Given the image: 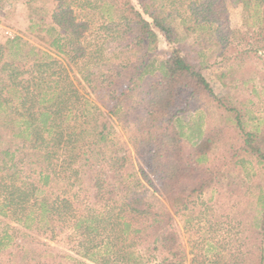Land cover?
Here are the masks:
<instances>
[{
	"label": "trees",
	"instance_id": "16d2710c",
	"mask_svg": "<svg viewBox=\"0 0 264 264\" xmlns=\"http://www.w3.org/2000/svg\"><path fill=\"white\" fill-rule=\"evenodd\" d=\"M24 1L32 11L28 28L48 34L53 52L17 36L0 42V216L34 245L29 257L21 247L16 252L40 259L37 264H186L175 219L188 230L219 186L230 184L247 200L264 186V119L244 102L217 96L201 65L181 55V45L160 60L152 50L158 34L177 42L174 11L184 25L202 29L209 46H229L230 32L206 3L194 7L199 0ZM47 1L55 2L52 9ZM235 1L249 30L235 37H244V50L260 57L264 0ZM11 49L23 58L6 60ZM110 64L120 75L115 81L107 78ZM77 73L98 105L80 92ZM203 98L220 118L207 128L191 124L184 136L180 116L199 111ZM114 117L145 160L144 182L129 148L112 137ZM260 215L253 237H244L251 249L223 247L206 255L200 248L190 263L264 264V195ZM55 227L69 230L74 253L51 246L54 252L43 257L47 245L26 231ZM9 238L3 233L0 255Z\"/></svg>",
	"mask_w": 264,
	"mask_h": 264
},
{
	"label": "rangeland",
	"instance_id": "374dc122",
	"mask_svg": "<svg viewBox=\"0 0 264 264\" xmlns=\"http://www.w3.org/2000/svg\"><path fill=\"white\" fill-rule=\"evenodd\" d=\"M186 2L188 3V0ZM200 2L206 3L216 13V17L220 18L225 31L227 29V32H230L227 34L230 45L224 48L220 44L209 46L210 43L203 37V30L196 28L192 22H186L184 25L181 23V17L174 11L170 17L177 33V42L168 44L164 37L158 34L157 47L155 50H152V54L156 57L155 59L160 60L161 57L167 55L171 48L178 47V44L181 45V55L187 54L192 62L201 65L204 77L209 81L213 92L217 96L224 97L235 104L244 102L247 108L251 109L254 117L264 119V89L260 93L262 87H264V50L260 51V53H263L260 54V57L248 53L244 50L249 47L244 37L240 39L235 37V35L239 37L245 36L249 32L243 21L242 5L235 0H213V2L199 0L194 4V7L196 8ZM54 5V1H47L45 7L49 10ZM178 9L180 13L183 12L185 5L178 7ZM186 9L189 11L188 7ZM31 13L32 11L28 9L24 0H2L0 3V42H5L17 36L42 50L53 52L52 48L49 47L50 37L48 34L44 31H35L28 28L29 15ZM33 14L35 15L34 17L38 15L36 12ZM46 22H51L49 13L46 14ZM14 51V49L8 51L5 59L20 60L23 58L20 49L16 53ZM107 73V78L111 81H115L120 77L117 69L115 70L112 64H110ZM77 77L80 78V74L77 73ZM80 80L81 82L77 83L80 92L89 97L94 104L98 105L97 100L94 98L93 90L86 85L84 80L81 78ZM114 87L115 83H112L111 88ZM252 89H256L257 92H252ZM195 106L198 107L199 111L190 110L180 116L181 122L179 123H183L182 131L184 136H187L190 132L191 124L198 125V122H201L203 127L207 128L217 123L220 118L219 112L213 109V106L209 104L207 99H201ZM112 125L114 129L112 137L129 148L135 170H137L144 182V174L146 175L149 172L147 165L145 160L134 152L123 120H118L114 117ZM248 125L250 124L248 123ZM251 168L248 165L245 168V172H250L251 175ZM246 180L250 181V178L247 176ZM260 182L264 183V177L260 178ZM145 185L150 191L156 187L152 184ZM229 185L219 186L217 188L218 191L213 193L214 198L210 204L208 203L213 208L212 212L208 209L207 204L202 206L201 212L196 210V216L193 223L188 225V230L184 228L179 218L175 219L187 255L186 264H191L190 258L193 252L200 248V251L206 255H210L214 249L220 250L223 247L236 248L240 246L241 250L246 251V247L249 244L244 248V237L247 236V239L248 237L252 238L254 231L258 230L261 219V199L264 195V186L258 189V195L256 194L253 197L254 200H247L241 193L233 194L230 188H228ZM258 196L260 197L258 198ZM205 197V195H202L196 199L195 203H199ZM194 207H197V205ZM15 229L23 230L13 221L0 216V239L3 233H7L10 236L9 240L4 243L7 248L0 255V263L37 264L40 259L34 258L33 260H29L30 258L23 257L20 251L16 252L21 247L22 250L29 252V257L34 245L30 243V240L24 239V235L15 232ZM206 230L211 231L206 234ZM26 232L47 245L43 257H48L54 252L49 250L48 247L51 246L58 251L74 253L70 248L72 243L66 238L69 232L66 228L60 230L59 227H55L53 230L46 229L44 231L33 230ZM249 249H251L250 245ZM55 261L56 263L59 262L58 259H55Z\"/></svg>",
	"mask_w": 264,
	"mask_h": 264
}]
</instances>
